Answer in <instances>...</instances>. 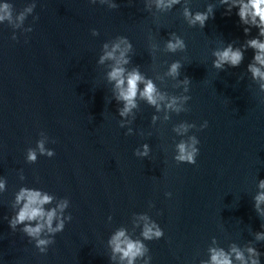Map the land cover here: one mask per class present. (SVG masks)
I'll return each instance as SVG.
<instances>
[{
    "label": "water",
    "instance_id": "1",
    "mask_svg": "<svg viewBox=\"0 0 264 264\" xmlns=\"http://www.w3.org/2000/svg\"><path fill=\"white\" fill-rule=\"evenodd\" d=\"M5 4L12 19L0 21V176L7 179L0 194V264H110V234L124 227L138 236L143 227L133 213H148L164 230L160 240L145 242L150 252L135 264H145L149 255L148 264H200L208 258L212 237L227 249L264 231L253 207V197L264 191L258 188L264 179V92L246 71L253 52L245 53L238 68L212 66L214 50L250 38L236 9L225 15L219 0L190 5L181 0L171 10L158 9L156 0H0V7ZM208 4L215 6L214 18L203 29L190 27L183 7L194 13ZM172 32L185 40L186 51H167ZM256 33L252 29L251 35ZM119 36L133 44L125 67L138 65L169 97L190 95L183 104L188 112L155 113L138 101L134 122L119 127V120L132 116L118 115L106 75L113 62L99 63L103 45L110 51ZM176 60L183 67L173 78L167 73ZM185 75L191 79L188 93L182 84L177 87ZM154 114L159 119L153 125ZM166 114L171 119L165 121ZM204 121L208 127L198 131ZM181 122L197 128L177 135L173 126ZM129 126L133 134L125 135ZM192 135L200 141L196 164H177L175 145ZM37 140L55 155L28 164L26 150ZM144 143L149 156H135ZM22 185L70 200L66 214L73 218L47 254L4 219L11 216L13 194ZM256 247L264 253V242ZM112 264H119L118 256Z\"/></svg>",
    "mask_w": 264,
    "mask_h": 264
},
{
    "label": "clouds",
    "instance_id": "2",
    "mask_svg": "<svg viewBox=\"0 0 264 264\" xmlns=\"http://www.w3.org/2000/svg\"><path fill=\"white\" fill-rule=\"evenodd\" d=\"M95 4L96 0H89ZM101 3L104 0H100ZM186 5H190L191 0H185ZM181 4V0H156L158 9L171 10L173 5ZM219 5L225 7V15H231L233 9H236V15L239 17V23L243 26V32L246 38L242 44L237 41L225 43L222 48L213 51L212 60L213 68L224 71L226 68H238L245 59V53L251 49L253 57L247 65L246 71L250 73L251 79L257 82L261 92H264V0H219ZM32 7L25 9L26 12H31ZM111 8H117V4L110 5ZM214 8L212 4H208L204 11H191L189 6L183 7V16L188 21L190 27L197 25L203 29L209 19L214 18ZM0 21L12 19L9 5L5 4L0 7ZM18 19L23 22L25 19L24 13H21ZM252 29H257L255 36H252ZM32 31V29H29ZM93 35H98L97 29H92ZM13 39H16L13 37ZM121 44L124 47H121ZM104 54L100 56L99 63L103 64L106 60L112 61L110 70L107 72V80L113 83V100L117 102L119 107L117 112L119 117L127 118L130 115L132 120L118 121L119 127L124 128L125 123L131 125L136 119L134 110L139 108L138 101H143L148 106L154 108L155 113L165 111L180 114L188 112L190 109L184 108L183 104L191 99L190 95L185 96H168L166 92L158 90L157 84L151 77L143 74L139 66H134L128 70L125 66L131 63V57L127 55L133 49V44L126 36H119L118 42L112 45L111 50H108V45L104 44ZM166 49L168 52L176 53L186 51L187 44L185 40L178 36L175 32L170 33L169 39L166 41ZM118 53V55H117ZM183 65L179 60L173 61L169 67L167 75L177 78L181 76ZM183 85L184 92L190 91L191 79L185 75L184 78L178 81L177 87ZM112 101V100H111ZM111 101H108L111 103ZM159 119L155 114L151 117V123L154 125ZM171 119L169 115L164 116V120ZM208 127V122L204 121L199 128L203 130ZM197 128L195 123L181 122L173 126V131L180 136L189 132L190 129ZM133 128L128 127L125 135H132ZM52 143H56L55 140ZM200 141L195 136H188V139L180 140L176 145V154L173 156L177 164H196V158L199 154ZM143 148V151L140 148ZM151 152L148 143H144L134 150V155L141 158H146ZM55 155L54 149L45 148L43 140H37L36 146L29 147L26 150L25 160L28 164H35L38 156H46L52 158ZM21 181L25 179L23 170L19 172ZM258 188L264 190V179L259 180ZM7 190V179L0 176V194ZM14 199L10 203L11 216H5L8 220L10 229L16 232L17 229L23 233L30 241L34 242L35 248L40 254H47L50 245L55 243V236L61 233L67 223L71 222V213L66 214V210L70 207V200L67 197L58 198L55 194L50 193L42 188H34L22 185L13 194ZM167 197H171L172 193H165ZM56 202L54 206L53 202ZM264 191L258 192L253 197V207L256 214L264 221ZM50 206V207H46ZM149 207H154L151 202ZM138 220L144 221L139 235H130L126 228L119 227L108 238V245L111 248L109 256L110 264L119 257V264H135L138 259H143L150 249L145 243L146 241L160 240L164 237V230L160 227L156 220L152 219L148 213H133ZM111 221L112 217L109 216ZM261 228L264 229V223H261ZM50 234L48 238L44 237V233ZM264 242V231H258L254 234V240H250L244 245H239L232 242L227 249L220 246L217 238L214 236L211 239V245L208 247V258L200 261V264H261V256L264 253L260 252L256 244ZM149 255L145 264L151 261Z\"/></svg>",
    "mask_w": 264,
    "mask_h": 264
}]
</instances>
